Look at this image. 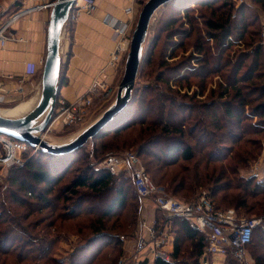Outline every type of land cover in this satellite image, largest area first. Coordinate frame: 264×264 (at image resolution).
Returning a JSON list of instances; mask_svg holds the SVG:
<instances>
[{"label": "trees", "instance_id": "trees-1", "mask_svg": "<svg viewBox=\"0 0 264 264\" xmlns=\"http://www.w3.org/2000/svg\"><path fill=\"white\" fill-rule=\"evenodd\" d=\"M254 1L264 7V0ZM170 5L174 15L173 27L181 24V28L173 30V39L177 38L178 41H173L172 58L178 56L179 50L183 53L193 50L195 56L192 55L187 60H194L196 64L195 67L191 66V63L186 64L185 68L189 66L190 70L179 76L175 84L179 85V89L188 91L196 86L199 91L190 98L184 96L183 101H176L158 86L135 88L128 107L93 139L95 151L105 152L104 159H106L115 154H108L111 150L133 145L140 146L139 153H135L139 159L142 160L141 156L153 159V163H148L150 166L148 169L145 166L147 173L152 174L155 185L166 187L173 196L182 193L184 197L189 198L196 194L193 193L195 188L212 183L214 187L209 197L216 209L234 210L239 217H244L242 214L245 215L249 211L264 209V180L258 181L255 177L245 179L239 174L240 167L247 166L249 156L257 151L256 148L249 149L258 147V141L242 140V134L233 133L228 129L227 133L230 136L227 142L230 145L225 141L220 142L222 148H226L228 152L224 154L208 151L210 144L214 142L211 139L206 141L200 134L198 135L199 127L204 128L207 124L206 120H209L210 125L217 131L225 130V121L231 123L230 127L237 128L244 122L254 119L264 120V71L262 70L264 65L261 47L258 45L253 52L242 53L236 60H234L236 54L231 57L237 47L242 45L245 48L252 47L253 41L250 37L254 33L251 30L257 19H252L247 7L237 8L232 0H176ZM198 7L210 12L209 16L203 12H199L198 16L192 15L194 8ZM199 20L204 30L199 27ZM194 35H196L195 39ZM169 37L171 38L172 35L170 34ZM158 41L157 37L147 52L144 51L139 78L142 77L146 67L153 65V54ZM249 59L252 62L251 67L243 73L246 61ZM183 64L180 63L181 68ZM215 78L221 80L218 91L211 90V100L196 105L194 103L196 98L205 95L207 86L212 84ZM156 79L166 86V91L171 92L169 79L163 74ZM215 100H218V103ZM250 100L257 104L251 109V113L246 111ZM259 124H263L264 130V121ZM251 126L258 128L255 125ZM130 134H133L132 138H129ZM186 138L194 140L196 145L186 142ZM242 143L243 146L237 148ZM79 151L63 156L48 155L40 151L39 158L44 159L46 163L32 161L24 167H15L17 169L12 170V184L19 186L26 197L33 198L35 200L33 208L35 206L38 208L27 211L28 213L24 215L0 202V264H115V262L117 264L119 259L117 261L112 257L107 259V255L102 259L99 256L104 248L107 249L113 244L112 237L105 230L106 221L121 213L127 206L129 193L132 188L134 189L133 182L126 181L129 186L126 187L122 181L117 182V175H112L107 169L86 167V170L78 171L81 173L75 176L62 196L53 197L52 192L72 171V166L81 162L77 159V155L81 152ZM203 153L205 154L202 159L197 160L198 154ZM28 179L33 183H29ZM38 185L45 186V191L36 193L35 188ZM82 189L91 192L92 198L97 203L96 206L86 208L91 203L90 194L79 193ZM108 196H111L110 200ZM52 199L56 203L64 201L70 206L59 209L53 205ZM216 199L219 206L215 202ZM10 200L19 208L30 205L25 197L20 198L14 194H10ZM48 210L52 213L44 217L40 223L37 222L34 226L33 224L25 226L22 223L28 221L35 212L42 213ZM59 210L64 213H58ZM84 214L99 215V217L91 219L92 225L88 229L91 234L88 241L77 247L66 260L54 257L53 252L59 242L58 237H52L50 240L31 238L30 230H36L35 226L38 227L45 221L48 224L43 228L44 230L54 228L56 222L48 220L53 215H57L59 219L65 218L64 221H59L65 222ZM177 224L181 225L180 230L184 239L179 238L176 242L171 261L157 260L155 264H201L200 260L206 246L205 236L193 230L185 221H176L174 226ZM45 234L47 237L48 234ZM256 234L260 238V246L264 241V229L255 232L253 243ZM186 244L187 250L184 252ZM254 257L256 264H264V254L257 253Z\"/></svg>", "mask_w": 264, "mask_h": 264}, {"label": "rangeland", "instance_id": "rangeland-1", "mask_svg": "<svg viewBox=\"0 0 264 264\" xmlns=\"http://www.w3.org/2000/svg\"><path fill=\"white\" fill-rule=\"evenodd\" d=\"M147 1L148 0H142L143 2L142 4L138 3L137 20H138V15L140 11L142 10L144 4ZM232 1L233 3L236 4L237 8H239L240 6L247 7L249 9L247 10L248 14L252 16V19L256 18L257 20L256 22L254 21L255 24L251 30V32L254 33L250 37V40L253 41L252 47L245 48L243 45L241 47H237L233 50L231 57H233L236 54L234 57V60H236L238 56L241 55L242 53H248V51L253 52L256 49V47L259 45L262 50V54H263L262 60H263V65H264V49L262 46V43H263L262 34L264 33V18H263L264 17V7L260 5L259 3L255 2L254 0H232ZM133 8H135V6ZM199 12H203V14H206L208 16L210 14V12H207L206 10H202L198 7V8H194V12H192V15L198 16ZM173 16H174L173 12H171V5L168 4L164 6L163 8H161L155 14V17H153V20L151 22V27L149 30V35H148V38L145 44V52H147L151 43L157 37L159 38V41L155 47L154 54H153V59H152L153 65L149 68L146 67V70H144L145 72L143 73L141 78H139L138 76L135 88L137 87L143 88L146 86H150V87L158 86L160 90L165 91L167 96L173 97V100L183 101L182 98L184 96H188L190 98L194 95L196 91H199V89L196 86H193L191 90L188 91L187 89H179V85L177 86L175 84V80L179 76L184 75L185 72L187 73L188 70H190L189 66L185 68L186 64L191 63L192 64L191 66H194V67L196 66V64H194L195 62L194 60H191V61L187 60L192 55L195 56L193 50H189L188 53H183L182 50H179L178 56L174 59L172 58L173 57V41H178L177 38L173 39V30L181 28L180 23L177 26L173 27ZM137 20L133 23L130 31L127 33V38L124 41L126 42L124 46V52H118V58H117V61L115 62H113V56H114L113 54L111 62L109 63V66H112V67L117 66L118 68L120 67V71H119V75H118L116 83L114 85L113 84L108 85L103 80L102 81L97 80L90 87V89H92L93 92L95 93L92 94V97H91L92 106L88 110L89 114H88V117L86 118L84 125H82L79 128H75L71 126H63L61 123H56L51 127L50 131L44 136L46 137V139L49 138L48 140H52V139L54 141L56 140L58 144L67 143L69 140H71L76 135H78V133L81 132L84 128H86L91 123H93L97 118H99L106 111V109L115 101L119 86L121 84V81L124 75L125 63H126L127 56L130 52L132 34L136 27ZM199 21H200L199 27L204 30L201 20ZM169 24H172V25L169 26ZM183 28L187 29L188 27H183ZM170 34L172 35L171 38L169 37ZM195 37L196 35H194V39ZM127 43L129 44L127 45ZM180 63H184L182 68L180 67ZM251 63L252 62L250 61V59L246 61V64H245L246 68L244 69L243 73H245V71H247L251 67ZM262 70L264 71V66L262 67ZM160 74H163L166 79L170 80V86H172L171 92L166 91V86L163 83L157 81L156 77L159 76ZM219 82L221 83V80L219 78L213 79L212 84L210 83L207 86L208 89L205 95L203 97L196 98L194 103L196 105H201L202 103L211 100L210 99L211 90L216 89L215 91H218V86H219L218 84H220ZM216 96L217 95H215V97ZM215 101L218 103V100H215ZM250 101L251 102L249 106H247L246 111L247 112L250 111L251 113V109H254L257 104L253 103L252 100ZM69 103L66 102V104L68 105ZM61 104H62L61 102L57 101V106H56L53 117H55L56 112L59 109ZM206 121H207V124L204 126V128L202 126L199 127L198 135L200 134L202 139L206 141L211 139L212 142H214L210 144V147L208 149V151L210 152L211 151L214 153L221 152L224 154L228 153L226 151V148H222L220 144L221 141H225V142L229 141L230 134L227 133L228 129H230L233 133L242 134L243 135L242 140L252 141L251 139H256V141H258L259 143L258 147H253L252 149H249V150H253L256 148L257 151H255L251 156H249L250 158L248 157L249 163L247 164V166L240 167L239 174L245 179L250 178V177H255L258 181H263L264 180V130H263V124L260 125L259 123H262V121L264 120L254 119L253 121L244 122L242 126L240 125L237 128L230 127L231 123L225 121L226 128L224 131H217L210 125L209 120H206ZM251 125H255L258 128L252 127ZM242 129L244 131H242ZM245 129L247 130V132H245ZM132 137H133V134L132 135L130 134L129 138H132ZM186 142L191 143L193 146L196 145V142L192 140L191 138H186ZM241 146H243V143L239 144L237 148ZM98 148H100V146H98ZM95 149L96 147L94 144V140H92L84 148L80 150L81 152L79 151L80 154L77 155V159H80L81 162H77L75 166L74 165L72 166V171L68 174L65 180H63L59 184V186L56 187L54 191L52 192L53 197H58V195L62 196V194L66 192V188L70 185V183L75 178V176L81 173L78 171L86 170L89 167H92L94 169H104L103 160H104V156L106 153L103 152L102 150L96 152ZM139 149H140V146L133 145V146H129L126 148H120L118 150L117 149L111 150L108 152V154L115 153L114 155H119L125 152L139 153ZM196 151L198 152V150ZM235 151L237 152V150ZM235 151L234 153H236ZM204 154L205 153H203L202 155L198 154L197 160L202 159ZM39 155H40L39 153L34 154L33 150H29L22 157L23 164L14 165L12 167L0 165V202L7 204L8 206L13 208L20 214L23 213L24 215H26L28 213L27 211L35 210L38 208V206H35L33 208V203H35V200L31 198L30 196L26 197V195L24 194L25 192H23L19 188V186L12 184L11 182L12 173H13L12 170L17 169L15 167H24L27 163L32 162V161H37V162H40L41 164L46 163L44 159L39 158ZM141 158H142L141 163L143 167L145 168L146 166V168L148 169L150 167L148 163H153L152 162L153 159L147 158L146 156H141ZM149 174L151 176L150 178L153 181L152 174L150 172ZM116 180L117 182L122 181V183H124L126 187H129L126 181L128 180L131 181L132 179L125 172H120V174L117 175ZM27 181L29 183H33L30 179H28ZM156 186L164 194L177 198L184 202L195 201L196 197H199L202 193H207L208 195H210L214 187V185H212L211 183L201 188H195L193 193H196V194L194 196L187 198V197H184V194L182 193L175 197L172 195L171 192H168L166 190V187L159 186L157 184ZM35 189H36L35 191L36 193H41L43 192V190L45 191V186L38 185L36 186ZM79 193L90 194L91 192L87 189H82V190H79ZM10 194L17 195L20 198L25 197L26 200H28V202L30 203V205L19 208L18 206L14 205L12 201L10 200ZM92 197L93 195L90 194L89 200L91 201V203L88 206H86L87 209L88 207H94L97 205V203H95V199H93ZM110 198L111 196H108V200H110ZM52 202H53V205H55L59 209L70 206V204H66L64 201H60L56 203V201L52 199ZM215 202L216 204L218 203L217 199L215 200ZM151 203L152 202L149 200L141 199L136 194L135 190L132 188V191L131 193H129V196H128L127 206L122 210L121 213H119L118 215H115L114 217L106 221L107 226L105 230L108 231L109 232L108 235L112 237L113 244L107 249L104 248L102 250V254H100L99 257L103 259L107 255L106 257L107 259L109 257L111 259L112 257V258H115L117 261L118 259L120 260L121 258L129 257L136 252L137 244L139 240L142 239L146 235L145 233L147 231V227L151 225V223L155 220V218H157V220L161 219L160 215L157 214V210H153V206L151 205ZM154 207H156V205ZM221 208L226 209L225 207H221ZM51 213H52L51 210H48L42 213L35 212L34 215L28 221H24V222L22 221V223L25 226H28L29 224H33L34 226L37 222L40 223V221H42L44 217H48ZM58 213H64V212L59 210ZM260 214H264V209H259V210L256 209L253 211H249L245 215L242 214V216L251 217L253 215H260ZM98 217L99 215L84 214V215H81L80 217H75L73 219L65 220V222H59V221H64L65 218L59 219L57 215H53L48 220L50 222H56V225L54 226V228L49 229L48 231L44 230L43 228L46 227V225L48 224V222L45 221L40 226L38 227L35 226L36 230H33V229L30 230V233L32 234L31 238H33V240H36L35 238H37L38 240H41V239L50 240L52 237H58L59 242L56 244L55 250L53 252L54 257L59 260H66L75 251L77 247H79L82 244H85L88 241V239L90 238V234H91V232L88 231L89 227L92 225L91 219H96ZM180 227L181 225H178V224L177 226H172L168 232V238L170 237V235L172 236L173 228H174V229H178V234L176 236V242L178 241L179 238L183 240L184 236L181 234ZM45 233L48 234L47 237ZM259 240L260 238L258 237V234H256V238L254 240L253 245L251 246L250 249H248L249 256L252 258L254 262L253 264H256L255 262L256 257L254 256H256L257 253L258 255L264 254V241H262L259 246ZM176 242L174 246L176 245ZM169 243L170 242L168 241V244ZM185 243H187V241ZM167 246L165 248H167ZM186 250H187V244H186V248L184 249V252H186ZM165 251L168 252L169 250L166 249ZM185 257L187 258L188 255ZM233 262L234 261H232L230 258H227L225 262H223V264H238V263H235V262L233 263Z\"/></svg>", "mask_w": 264, "mask_h": 264}, {"label": "built area", "instance_id": "built-area-1", "mask_svg": "<svg viewBox=\"0 0 264 264\" xmlns=\"http://www.w3.org/2000/svg\"><path fill=\"white\" fill-rule=\"evenodd\" d=\"M131 1L134 4L137 0ZM45 8H18L10 12L8 8L0 5V47L4 48L10 41H15L12 30L19 20L32 11ZM95 9V0H75L69 20L75 22L81 13L90 14ZM125 13L129 16L127 22L112 23L115 37L117 40L119 39L113 53V62L117 61L118 52H124L127 33L137 20L134 16L133 5L126 8ZM106 21L110 23L109 18ZM262 38L264 49V33ZM28 73L32 75L34 70L29 69ZM93 93L95 92L89 88L87 93L75 102L69 103V105L66 102H61L62 104L53 117L51 127L56 123L75 128L84 125L89 114L88 110L92 106ZM45 134L43 135L45 136ZM29 150H33L36 154L40 149L32 148L24 142L0 134V165L12 167L23 164L22 157ZM103 168L112 175L125 172L132 179L136 194L143 200H151L162 214L160 220L155 219L151 226L147 227L148 237L139 240L136 252L129 257L121 258L117 264H155L157 260L171 261L170 254L165 251V247L169 241L168 232L176 221L187 222L193 230L205 236L206 246L201 264H209L210 257L231 258L238 264L254 263L249 256L248 248L253 243L255 232L258 229H264V214L239 217L234 210H218L207 193H202L192 202H184L168 196L154 184L135 153L125 152L119 155H110L103 160Z\"/></svg>", "mask_w": 264, "mask_h": 264}, {"label": "crops", "instance_id": "crops-1", "mask_svg": "<svg viewBox=\"0 0 264 264\" xmlns=\"http://www.w3.org/2000/svg\"><path fill=\"white\" fill-rule=\"evenodd\" d=\"M57 0H1L0 5L10 12L23 9L46 7L32 11L13 27L15 41L0 47V114L23 117L37 105L42 91V74L47 56L48 28L53 4ZM131 0H95L93 13H81L78 20L68 19L61 35V73L58 102H75L85 95L95 81L103 80L108 85L117 81L120 67L109 66L117 48L112 23L127 22L125 9L133 5L137 18V5ZM110 19V23L106 20ZM22 39V41H20ZM33 69L34 73H28ZM151 201V200H150ZM152 202V201H151ZM153 210H157L152 202ZM157 214L162 217L161 212ZM157 219V218H155ZM151 226V225H150ZM144 237H148L146 231ZM178 229L173 228L167 246L168 253L174 252ZM227 259V258H226ZM222 257H210L209 264H223Z\"/></svg>", "mask_w": 264, "mask_h": 264}, {"label": "water", "instance_id": "water-1", "mask_svg": "<svg viewBox=\"0 0 264 264\" xmlns=\"http://www.w3.org/2000/svg\"><path fill=\"white\" fill-rule=\"evenodd\" d=\"M176 0H148L138 15L132 34L130 52L127 56L124 75L115 101L93 123L84 128L67 143L52 144L42 136L53 121L58 101L61 73V35L68 22L75 0H57L52 7L48 28L47 56L42 74V91L35 108L21 118L0 114V134L39 148L48 155L63 156L82 149L103 131L130 104L143 61L145 44L155 14Z\"/></svg>", "mask_w": 264, "mask_h": 264}, {"label": "bare ground", "instance_id": "bare-ground-1", "mask_svg": "<svg viewBox=\"0 0 264 264\" xmlns=\"http://www.w3.org/2000/svg\"><path fill=\"white\" fill-rule=\"evenodd\" d=\"M2 115V114H1ZM2 116H4V115H2ZM6 117V116H5ZM19 118H21V117H19ZM53 122V121H52ZM52 122L50 123V125H49V127H48V129H47V131L46 132H44L43 134H45V133H47L48 131H49V129L51 128V124H52ZM46 135V134H45ZM43 137H44V135H42ZM44 139L46 140V141H48L49 143H52V144H58V142H56V140L54 141L53 139L52 140H48V139H46V137H44ZM41 150H39V152H40Z\"/></svg>", "mask_w": 264, "mask_h": 264}]
</instances>
